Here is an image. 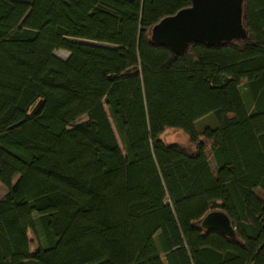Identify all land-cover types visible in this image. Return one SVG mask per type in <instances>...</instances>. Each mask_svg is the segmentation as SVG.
<instances>
[{
	"label": "trees",
	"instance_id": "1",
	"mask_svg": "<svg viewBox=\"0 0 264 264\" xmlns=\"http://www.w3.org/2000/svg\"><path fill=\"white\" fill-rule=\"evenodd\" d=\"M191 5L0 0V264H264V0L244 39L152 41Z\"/></svg>",
	"mask_w": 264,
	"mask_h": 264
},
{
	"label": "water",
	"instance_id": "2",
	"mask_svg": "<svg viewBox=\"0 0 264 264\" xmlns=\"http://www.w3.org/2000/svg\"><path fill=\"white\" fill-rule=\"evenodd\" d=\"M191 1L189 8L164 19L153 28V42L181 53L193 43L218 47L246 38L243 22L245 0ZM38 111L39 105L33 113ZM202 228L218 231L229 238L236 237L230 218L221 211L209 213L202 221Z\"/></svg>",
	"mask_w": 264,
	"mask_h": 264
},
{
	"label": "rangeland",
	"instance_id": "3",
	"mask_svg": "<svg viewBox=\"0 0 264 264\" xmlns=\"http://www.w3.org/2000/svg\"><path fill=\"white\" fill-rule=\"evenodd\" d=\"M25 1L30 2L32 0H25ZM55 54L63 60H67L69 55H70L67 51H62V50L57 51ZM106 110H107V113L109 115V118L111 119L107 107H106ZM84 120H86V117H84L81 121H84ZM111 122H112V119H111ZM217 126H218V121L214 115H209V116L199 120L195 125L198 133H202L204 130H206L208 128H216ZM162 138L167 143H178V144L185 145V146L189 145L188 136L181 131L168 130L163 135ZM118 140H119V143L122 147L119 136H118ZM207 155L209 157V163H210L213 171L216 172V164H215V161H214V158L212 155V151L210 149L207 150ZM6 193H7V189L2 185V183H0V198H3L6 195ZM256 193L260 198L264 199V192L263 191L257 190ZM30 238L32 241L31 252L34 253L37 250L38 246L36 244V239L33 236V234H30Z\"/></svg>",
	"mask_w": 264,
	"mask_h": 264
}]
</instances>
